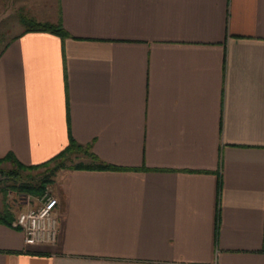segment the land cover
<instances>
[{"label":"crops","instance_id":"crops-1","mask_svg":"<svg viewBox=\"0 0 264 264\" xmlns=\"http://www.w3.org/2000/svg\"><path fill=\"white\" fill-rule=\"evenodd\" d=\"M53 4L68 37L0 55V159L119 169L58 171L60 242L0 222V264H264V0Z\"/></svg>","mask_w":264,"mask_h":264},{"label":"rangeland","instance_id":"rangeland-1","mask_svg":"<svg viewBox=\"0 0 264 264\" xmlns=\"http://www.w3.org/2000/svg\"><path fill=\"white\" fill-rule=\"evenodd\" d=\"M55 2L56 0H0V53L7 42L21 30L20 17L22 14H28V10L40 11L43 7L44 9L54 7L55 4L53 3ZM73 159H75L72 160L73 162L79 160L75 155H73ZM13 168V164L9 161H5L0 165V210L7 207L10 211H15L16 215L12 222L15 221L21 212L20 210L24 209V203L28 204L30 208H34L39 205L46 194L56 196L54 184L57 182V174H52L55 164L22 171L21 177L18 178L19 180H15L7 175V171ZM47 176L53 179V181L47 184L46 189L42 193L28 194L13 188L14 184H37Z\"/></svg>","mask_w":264,"mask_h":264},{"label":"trees","instance_id":"trees-1","mask_svg":"<svg viewBox=\"0 0 264 264\" xmlns=\"http://www.w3.org/2000/svg\"><path fill=\"white\" fill-rule=\"evenodd\" d=\"M20 22L24 25V31H47L52 32L55 34L60 35L62 38H66L69 36L68 31L64 28L62 23H55L51 21H40L35 17L29 14H22L20 17ZM16 36L15 38H17ZM7 45V44H6ZM5 45V46H6ZM5 48V47H4ZM3 48V50H4ZM3 50L1 51L0 55L2 54ZM73 155L77 156V161L73 159ZM9 161L13 164L14 168L9 169L7 171V175L9 177L14 178L15 180H19L18 178L21 177V172L31 169L40 168L42 166H47L49 164H55V169L52 170V174H57L58 171L61 169H95V170H116L119 169L114 165H110L108 163L103 162L96 153L92 150L91 145H84L78 143L75 139H71L68 146L63 149L60 153L55 155L52 159L35 165H26L20 162L13 154H8L6 157L0 159V165L5 162ZM72 161V162H71ZM71 162V163H69ZM53 179L44 177L39 183L37 184H27L22 183L21 185L14 184L13 188L15 190H19L20 192L24 193H31V194H39L42 193L49 182H52ZM13 213L5 207L4 209L0 210V222L11 225L13 221Z\"/></svg>","mask_w":264,"mask_h":264},{"label":"built area","instance_id":"built-area-1","mask_svg":"<svg viewBox=\"0 0 264 264\" xmlns=\"http://www.w3.org/2000/svg\"><path fill=\"white\" fill-rule=\"evenodd\" d=\"M59 203L56 196L46 194L37 207L19 213L13 224L24 232L27 246L57 245L60 242Z\"/></svg>","mask_w":264,"mask_h":264}]
</instances>
